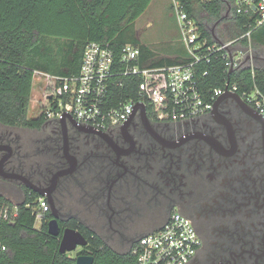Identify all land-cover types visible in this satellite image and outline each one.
Listing matches in <instances>:
<instances>
[{
    "label": "flooded vegetation",
    "instance_id": "obj_1",
    "mask_svg": "<svg viewBox=\"0 0 264 264\" xmlns=\"http://www.w3.org/2000/svg\"><path fill=\"white\" fill-rule=\"evenodd\" d=\"M0 195L44 196L61 233L77 220L116 250L179 211L200 242L189 264H264V117L230 95L185 121L136 109L108 131L0 123Z\"/></svg>",
    "mask_w": 264,
    "mask_h": 264
},
{
    "label": "trees",
    "instance_id": "obj_2",
    "mask_svg": "<svg viewBox=\"0 0 264 264\" xmlns=\"http://www.w3.org/2000/svg\"><path fill=\"white\" fill-rule=\"evenodd\" d=\"M152 0H0V123L3 125L35 126L46 119L44 115L28 118L31 94L36 70L57 75L78 74L86 44L90 40H108L117 56L126 43H133L141 50L142 66L171 65L185 57L159 56L129 32L135 20ZM187 11L198 19L204 36L213 42L212 32L199 19L196 6L207 11L208 17L219 21L226 19L227 0H181ZM231 3L234 24L233 38L250 29L255 15L238 14L235 0ZM255 46L264 45V25L251 33ZM103 40V41H104ZM224 59L212 56L211 64H203L209 70L206 86L222 85L227 73ZM243 78V79H241ZM239 82L240 92L244 84L257 83L264 92V67L245 69L232 75ZM118 86L114 79L110 96L116 104L121 96L137 95L140 77L124 78ZM37 196H29L33 199ZM7 198L0 195V203ZM27 200L20 206L19 217L14 222L0 223V241L6 250H0V264H76L74 256L61 253V234L53 236L48 231L50 213L40 228L35 227V216ZM68 225L81 231L88 240L80 253L94 256L93 264H136L132 251L120 252L107 244L95 231L77 220Z\"/></svg>",
    "mask_w": 264,
    "mask_h": 264
},
{
    "label": "built area",
    "instance_id": "obj_3",
    "mask_svg": "<svg viewBox=\"0 0 264 264\" xmlns=\"http://www.w3.org/2000/svg\"><path fill=\"white\" fill-rule=\"evenodd\" d=\"M181 39L187 56L171 65L142 66L141 50L133 43L122 46L117 56L111 42L89 41L83 52L78 74L57 75L36 70L44 76V92L39 115L62 120L74 118L81 125L108 131L126 124L137 109L157 121H185L213 110L217 100L226 92L238 93L264 117V92L257 83L240 92L239 82L232 79L245 69L255 70L264 62V55L257 52L251 33L264 25V0H235L238 14H254L250 29L234 39L213 37L209 43L201 25L186 9L181 0H171ZM233 15V11L231 10ZM224 59L227 77L222 85L209 88L205 79L209 76L203 64H211L212 56ZM233 70L232 72H230ZM140 77L137 95L123 96L114 104L110 90L114 79L118 86L124 78ZM243 79V78H241ZM24 203V202H22ZM22 203L9 200L0 203V223L14 222L20 214ZM35 216V227L40 228L50 211L46 197L40 196L26 203ZM199 237L190 218L179 211L159 229L141 236L130 249L136 264H189L197 254ZM0 250L6 245L0 241Z\"/></svg>",
    "mask_w": 264,
    "mask_h": 264
},
{
    "label": "rangeland",
    "instance_id": "obj_4",
    "mask_svg": "<svg viewBox=\"0 0 264 264\" xmlns=\"http://www.w3.org/2000/svg\"><path fill=\"white\" fill-rule=\"evenodd\" d=\"M227 3L228 8L224 10L226 19H222L220 22L209 18L207 11L204 10L201 5L198 4L196 6L199 19L205 22L208 29L213 32L218 39L223 40H230L237 37L233 38L232 32L235 27L230 20L232 7L228 0ZM130 31H132L135 36H138L139 33L141 41L158 54L168 56L174 54L184 55L186 53V47L179 33V27L176 17L174 16L171 0H153L150 4V9L137 18L135 25L130 28L129 32ZM255 48L258 53H264V46L257 45ZM259 66L264 67V63L259 64ZM37 78H34L33 82L28 110L29 119L39 115L40 104L43 98L44 76L38 74ZM115 247L120 252L128 250V247ZM83 248L84 247L79 246L77 250L69 252V255L75 257Z\"/></svg>",
    "mask_w": 264,
    "mask_h": 264
},
{
    "label": "water",
    "instance_id": "obj_5",
    "mask_svg": "<svg viewBox=\"0 0 264 264\" xmlns=\"http://www.w3.org/2000/svg\"><path fill=\"white\" fill-rule=\"evenodd\" d=\"M222 20V19H221ZM219 20L218 22H220ZM212 35L216 40H218L220 43L222 41L218 39L215 34L212 32ZM231 70L230 72H232ZM234 96L235 98L241 99L240 95L238 93H232L230 91L224 93L218 101L225 96ZM217 101V102H218ZM216 102V103H217ZM142 107V114L143 117H146V109L143 103L140 104ZM48 231L53 236H59L61 234V242L59 246V251L63 254L73 252L78 249L79 246L85 247L88 245V240L84 236V234L79 231L78 229L72 228V227H66L62 233L59 225V217L57 214H53V218L49 220L48 222ZM76 264H93L94 262V256L91 254H82L79 253L75 256Z\"/></svg>",
    "mask_w": 264,
    "mask_h": 264
},
{
    "label": "crops",
    "instance_id": "obj_6",
    "mask_svg": "<svg viewBox=\"0 0 264 264\" xmlns=\"http://www.w3.org/2000/svg\"><path fill=\"white\" fill-rule=\"evenodd\" d=\"M152 1H153V0H152ZM152 1H151V3H152ZM151 3H150V4H151ZM150 4L148 5V7L145 9L144 12H146V11H148V10L150 9ZM156 6H157V5H156ZM156 6H155V7H156ZM231 10H232V9H231ZM144 12H143V13H144ZM143 13H142V14H143ZM142 14H141V15H142ZM136 20H137V19H136ZM136 20H135V22H134V25H135V23H136ZM197 20H198V19H197ZM136 37L140 40L141 43H143V42L141 41V39L139 38V33H138V36L136 35ZM213 37H214V36H213ZM103 40H104V39H103ZM103 40H90V41H100V42H106V41H108V40H104V41H103ZM220 40L222 41L223 39H220ZM109 42H110V41H109ZM143 44H144V43H143ZM260 46H264V45H260ZM157 54H158V53H157ZM260 54L264 55V53H261V52H260ZM159 56L168 57V58H175V57H185V58H186V56H187V51H186V53H185L184 55L174 54V55H168V56H167V55H161V54H159ZM263 57H264V56H263ZM263 63H264V62H263ZM38 71H40V70H38ZM42 72H44V71H42ZM47 73H48V72H47ZM38 78H39V77H38ZM38 78H37V79H38Z\"/></svg>",
    "mask_w": 264,
    "mask_h": 264
}]
</instances>
